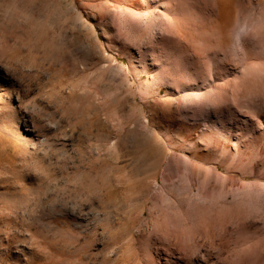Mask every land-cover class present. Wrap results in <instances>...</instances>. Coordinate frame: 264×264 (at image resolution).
<instances>
[{
  "label": "rangeland",
  "instance_id": "1",
  "mask_svg": "<svg viewBox=\"0 0 264 264\" xmlns=\"http://www.w3.org/2000/svg\"><path fill=\"white\" fill-rule=\"evenodd\" d=\"M219 1L235 11L237 1L245 11L264 2ZM166 8L170 0H0V264H149L147 247L171 264H247L242 223L264 235V105L216 114L199 102L201 77L175 72L190 90L160 79L135 32ZM247 51L248 61L262 56ZM236 66L225 61L217 82ZM212 131L220 145L207 147ZM253 191L246 220L194 233L188 248L135 236L167 212L209 208L217 196L235 206ZM253 264H264V245Z\"/></svg>",
  "mask_w": 264,
  "mask_h": 264
},
{
  "label": "bare ground",
  "instance_id": "2",
  "mask_svg": "<svg viewBox=\"0 0 264 264\" xmlns=\"http://www.w3.org/2000/svg\"><path fill=\"white\" fill-rule=\"evenodd\" d=\"M170 3L174 8H166L169 14L161 20L154 15L148 16L142 27L135 32L137 39L146 40L150 56L159 62V65L153 64L158 68L157 76L180 90H190L194 86L192 82L177 79V70L182 68L195 79L201 77L202 81H207L208 84L196 88L201 92L198 95L199 102L207 105L216 114L234 103L245 107L246 104L259 101L264 105V2L256 3L247 11L243 10L239 1L237 11L219 0H170ZM256 25L260 28L259 31H252ZM125 30L132 32L127 26ZM249 45H256L262 56L248 61ZM210 57L215 65L208 62ZM227 60L235 61L239 70L237 69L231 79L217 82L223 76H220L221 73L217 69L223 68ZM151 83L155 85L157 81L152 78ZM210 133L212 137L207 147L210 143L219 144L221 138L216 131ZM254 139V135L242 139L247 151ZM253 199L254 191L242 195V201L235 206L226 204L221 196H217L212 198L209 208L201 209L196 205L178 208L155 218L151 223L150 232L148 229L137 230L135 236L143 239L145 244L157 237L181 249L188 248L187 244L193 239L194 233L206 234L205 232L214 227L223 228L229 219L246 220L253 213L252 203L248 202ZM253 202L257 203V200ZM189 220L193 223L188 224ZM244 222L242 258L247 264H253L258 262L262 252L264 235L258 237V233L244 230ZM148 249L150 250L145 248V257L149 264H159L161 259L164 264H171L167 252L152 255Z\"/></svg>",
  "mask_w": 264,
  "mask_h": 264
}]
</instances>
